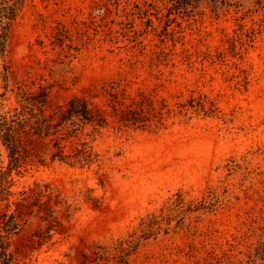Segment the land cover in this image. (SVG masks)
Returning a JSON list of instances; mask_svg holds the SVG:
<instances>
[{
    "label": "rangeland",
    "instance_id": "rangeland-1",
    "mask_svg": "<svg viewBox=\"0 0 264 264\" xmlns=\"http://www.w3.org/2000/svg\"><path fill=\"white\" fill-rule=\"evenodd\" d=\"M42 93L106 125L57 134L87 161L9 172L0 210L43 195L4 241L13 264H264V0H25L0 114ZM48 207L60 225L39 240Z\"/></svg>",
    "mask_w": 264,
    "mask_h": 264
},
{
    "label": "trees",
    "instance_id": "trees-1",
    "mask_svg": "<svg viewBox=\"0 0 264 264\" xmlns=\"http://www.w3.org/2000/svg\"><path fill=\"white\" fill-rule=\"evenodd\" d=\"M24 1L0 0L1 50L7 38L8 28ZM28 99L30 103L21 106L19 110L14 109L12 112L0 114V145L6 151L8 160L6 170L0 167V207L3 202H8L11 195L8 180L11 170L34 160L43 162L47 155L52 162L57 160L62 163L71 159L80 163L90 158V154L81 150H76L72 157L65 154L64 148L60 147L56 138L64 124L70 123L74 126L75 122H78L99 128L106 125V118L103 114L89 108L87 101L81 97L72 98L64 111L56 109L50 112L47 110L49 101L45 93L37 98L30 96ZM130 121L133 124L138 123L135 120ZM42 197V192L32 191L31 196L24 194L17 205L18 210L15 214L0 210V264L14 263L15 256L7 253L6 247H3L4 241H8L20 232L22 224L25 223L24 215H31L32 207H37V212L40 210ZM46 212V217H41V219L47 222V227L44 232L39 230L37 233L39 240L50 238V231L60 225L50 207L46 209Z\"/></svg>",
    "mask_w": 264,
    "mask_h": 264
}]
</instances>
